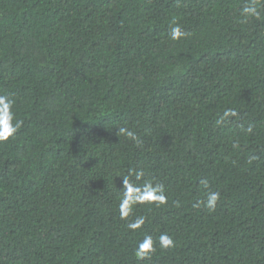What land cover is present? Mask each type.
<instances>
[{
	"label": "trees",
	"instance_id": "1",
	"mask_svg": "<svg viewBox=\"0 0 264 264\" xmlns=\"http://www.w3.org/2000/svg\"><path fill=\"white\" fill-rule=\"evenodd\" d=\"M244 3L0 0V92L23 122L0 143V264H264V13L241 23ZM129 169L168 195L136 232ZM202 180L215 212L194 207ZM165 232L175 249L135 257Z\"/></svg>",
	"mask_w": 264,
	"mask_h": 264
},
{
	"label": "clouds",
	"instance_id": "2",
	"mask_svg": "<svg viewBox=\"0 0 264 264\" xmlns=\"http://www.w3.org/2000/svg\"><path fill=\"white\" fill-rule=\"evenodd\" d=\"M264 13V0H245L243 7L240 10V15L243 18L241 23H246L250 19L259 20ZM189 34L182 30L179 23L173 19L170 25L169 37L173 41H178L186 38ZM239 113L232 108L225 109L223 114L217 120V124H222L228 121L230 117H236ZM22 121L17 119L16 99L14 93L9 91L0 92V143L7 142L14 138L22 126ZM252 126L247 129L252 132ZM118 136H126L132 140L137 146L142 145V141L137 137V134L127 127H119ZM234 147L238 145L234 144ZM256 159L250 157L249 162ZM123 178V188L121 190V198L118 208L120 218L128 221L127 227L133 232L141 230L146 222L147 217L141 215L136 216V208L138 206L147 205L160 208L168 204V195L165 185L161 182L152 179H145L143 170L129 169L126 175L119 176ZM142 181V183H136ZM204 188L207 190L204 193V198L197 202L194 207L203 206L209 213L215 212L218 204L221 201V193L213 191L207 180H202ZM175 206L180 207V202L175 201ZM134 217V219H130ZM157 244L160 250H170L176 248V241L168 233H161L158 238L154 239L150 233H145L143 238L137 243L134 249V255L138 260H149L158 251Z\"/></svg>",
	"mask_w": 264,
	"mask_h": 264
}]
</instances>
